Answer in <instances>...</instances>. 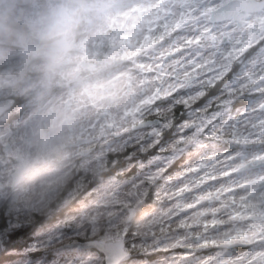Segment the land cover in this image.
Listing matches in <instances>:
<instances>
[{
  "label": "flooded vegetation",
  "instance_id": "af4514ba",
  "mask_svg": "<svg viewBox=\"0 0 264 264\" xmlns=\"http://www.w3.org/2000/svg\"><path fill=\"white\" fill-rule=\"evenodd\" d=\"M44 1L47 0H5L0 3V33L2 34L0 36V101L13 100L12 105L0 115V128L6 126L8 129L0 132V143L3 145L0 149V158L3 160L1 167L7 169L4 183L0 180V195L2 198L5 197L0 205V264H82V262L86 264L85 257L88 247H81L78 243L86 240H103L105 230L109 231L106 224L108 219H115L116 223L111 225L112 228L122 226L126 220L130 219L129 209L137 208L133 205L127 206L124 217V210L121 212L114 210L105 217L102 216L100 219H103V222H100V228L96 233H86L84 228L81 231L85 234L84 237L76 241L77 236L73 230H81L78 226L81 215H84L81 210L85 209L86 204L91 203L93 197L96 195L111 196L112 199L107 202L109 208L117 206V201L112 196L113 188L109 183L115 176L123 179L131 178V174H126L122 169L127 167L128 154L139 152L140 141L130 139V137L140 135L134 129H137L143 120L149 118L144 111L145 105L133 107L129 104V108L119 114L122 117L101 121V123L100 120L106 112H97L98 120L91 126L92 128L80 130L71 136H66L64 133V137L53 138L52 141H48L47 138L29 136L28 140H24L28 143L27 148L15 151L17 144L24 141L20 137L12 136L15 134L14 126L23 128L35 121V123L39 122V127L43 132L45 129L43 125L45 123L47 125L49 120L50 124L56 127H59L57 126L59 124L63 126L68 124L72 118L68 114L70 96L76 95L77 87L81 85L80 82L85 77L110 74L117 71L120 66L130 64L133 60L131 53L125 52L132 43H129L124 35L129 29L134 30V26L125 27L123 21L118 22L120 6L117 5L116 10H113V24L106 25L105 29L98 32L95 41L78 42L73 33L65 31V40L59 44L72 46L65 51L64 49L55 50L50 46V43L56 39V35L39 37L35 34L45 22L44 18L36 16ZM122 1L124 0H119L118 4L120 5ZM126 1L129 6H133L131 10H128L129 14L134 10L138 12L142 10L134 6V3L139 0ZM229 1L231 0H214L215 4L211 6V9L214 10ZM248 1L253 3L252 0H237L235 3L238 9L234 11V15L238 18H228L222 21L228 33L239 36L238 42L241 46L239 59L233 60L230 68L239 72L243 60L249 64L248 69L252 70L250 74L255 79L258 76H264V63L258 67H252L256 60L249 55L248 50L258 44L260 39H264L260 35L264 32V5L258 9L247 10L245 5ZM54 10L57 17L58 12L56 8ZM128 20L130 21V18ZM132 25L136 23L133 22ZM230 28H234L233 32L229 30ZM83 31L86 32V20ZM175 31L172 30L169 35ZM153 32L155 35L152 36L153 41H159L152 47L161 48V27ZM149 36L150 32H145L138 38L134 37V43L138 47L150 45L153 41L150 42ZM20 37L22 40H19ZM27 39H30V44L27 43ZM78 48L82 51H76ZM11 51L16 52L11 53ZM137 53L138 58H135V62L149 58L145 50ZM178 54L176 50L165 51L162 54L160 52L156 58L158 71L161 73L166 61L177 58ZM73 63L75 66L71 70H62L66 65ZM177 75L182 77L183 72L181 74L172 73L168 77L176 82ZM161 86L163 83L160 75L158 88ZM62 93L66 94L61 102L63 108L66 109V114H61L58 109L61 99L54 98L48 101L49 97L59 96ZM41 101H48L52 105L47 115L40 116L41 110H32L36 105L41 104ZM77 110L79 116L83 118L85 108L81 101L77 103ZM37 119L41 120L37 121ZM126 136L129 137L127 145L124 140H121ZM119 140H121V145L116 149H106L105 146H110ZM145 148L147 149L148 146L145 145ZM98 152H101L102 157L105 158L103 165L106 168L100 169L96 175L93 174L90 177V181L86 182L85 159ZM251 161L252 157L248 158L247 163L251 164ZM96 165H99V162ZM19 167L25 170L23 179L12 186V172ZM253 171L259 172L255 175L258 176L257 187L264 189V186H261V180L264 179V167H244L240 173ZM68 174L70 176H67ZM52 179L55 181L50 185L48 181ZM30 181H32L33 189L29 200L25 197L17 198L23 186ZM105 181H107L108 191L99 194L96 188ZM86 192L89 194L86 195ZM11 196L17 198L14 202L16 211L8 210L7 212L10 213L8 215L5 212L6 200ZM100 203L104 205L106 202L94 201L92 205L100 206ZM242 206L247 209L244 205ZM255 207L254 212H250L247 214L248 218H245L250 223L254 222L253 225L249 223L250 228L256 230L253 240L259 237V233L264 232V201L257 203ZM61 223L64 225H60ZM254 224H256L255 228ZM48 228H51L52 232ZM61 230L66 237L64 244L51 248L38 246V240L51 237L53 232ZM242 236L245 239L248 237L246 234ZM70 240L71 243H69ZM211 242L212 240L209 239V244ZM211 251L212 249H207L205 254ZM153 259L142 253H133L130 264H141L142 261L147 262Z\"/></svg>",
  "mask_w": 264,
  "mask_h": 264
},
{
  "label": "snow or ice",
  "instance_id": "6c2138e0",
  "mask_svg": "<svg viewBox=\"0 0 264 264\" xmlns=\"http://www.w3.org/2000/svg\"><path fill=\"white\" fill-rule=\"evenodd\" d=\"M190 10L193 15L186 25L194 30L195 43L189 40L191 47L181 49L183 76L177 75L169 88L156 90L145 104L149 118L134 129L140 135L130 137L140 141L139 152L128 154L122 171L131 174L128 195L137 208L122 226L112 228L115 219L106 221L109 231L103 240L86 243V264H130L133 253L154 258L141 264H264V232L254 240L218 243L212 239L209 244V233L224 227L218 221L228 214V199L236 191L229 187L236 183L231 177L244 167H264V76L245 75L249 64L242 60L239 72L226 63L222 76L202 83L196 71L200 63L212 53L231 59L235 34L222 30L223 21L208 7V0H194ZM195 13L200 14L198 18ZM260 35L264 37V32ZM248 52L256 60L252 67L264 63V39ZM222 146L227 167L237 163L240 167L216 175L212 161ZM201 172L204 179L197 178ZM193 180L194 186L189 187ZM190 217H199L202 223L189 226ZM85 219L97 223L95 216ZM73 231L76 241L85 235L79 229ZM65 239L61 230L46 243L60 245ZM207 249L212 251L205 254Z\"/></svg>",
  "mask_w": 264,
  "mask_h": 264
},
{
  "label": "rangeland",
  "instance_id": "374dc122",
  "mask_svg": "<svg viewBox=\"0 0 264 264\" xmlns=\"http://www.w3.org/2000/svg\"><path fill=\"white\" fill-rule=\"evenodd\" d=\"M119 0H95L96 3L102 5L101 8L97 9L95 17L93 18H85L86 20V32L92 31L93 35L91 38H85L86 42L95 41L97 37V33L101 30L105 29L106 25H111L112 23V13L113 10H116V6H120V18L118 22L122 23L125 27L134 26V30H128L125 33V39L129 41V47L126 49V53H131V57L133 60L130 64L120 66V68L112 72L110 74L102 75V76H92L89 75L85 77V79L80 82L81 85L77 87V93L72 94L74 97L70 96L69 109L68 114L72 117L71 121L66 125H54L50 124V120L43 132L39 127V122L35 123V121L31 122L29 126L23 128H17L14 126V132L12 136L14 138L20 137L23 141L28 140L29 136L31 137H40L47 138L48 141H52L53 138H60L66 133V136H71L75 132H78L83 129L92 128L97 122V112H106V115L101 118V121H110L119 116V114L125 112L129 108V104L133 107H139L141 105H145L153 98V94L158 89V84L161 75V82L163 86L161 88H169L170 85H174L175 81L168 77L169 74H181L183 72L184 61L182 57L184 56V52H181V49H188L191 45L188 44L189 40H192L195 43V33L190 25H186V20L189 16L193 15V11L190 10V5H194V0H139L134 3L136 8L142 9L140 12L138 10H134L133 13L129 14L128 10H131L133 6H129L127 1L124 0L119 5ZM59 0H47L41 3V8L37 11L36 16L39 18H44L45 22L35 34L39 37H52L56 35L54 30L53 21L56 18L55 8ZM215 4L214 0H208V7L211 8ZM127 5V6H126ZM135 8V7H134ZM142 14V15H141ZM132 15V16H130ZM197 18L199 17V13H195ZM132 17V18H131ZM130 18V21L128 20ZM87 21H89L87 23ZM133 22L136 25H132ZM91 26V27H89ZM139 26H143L140 27ZM161 27V48L152 47L159 40L153 41L152 36L154 35V30ZM211 28V25L207 26ZM225 24H222V30H226ZM234 28H230L229 30L233 32ZM172 30H176L171 34ZM202 30H206L202 26ZM70 33H73L72 30H65ZM145 32H150V45H144L142 47L136 46L134 37H139L141 34H145ZM130 33V34H129ZM158 37L160 35L157 34ZM175 35V36H174ZM0 36L2 34L0 33ZM174 36V37H172ZM172 37L171 39H169ZM130 38V39H129ZM132 38V39H131ZM169 39V40H168ZM236 41L233 43L232 47L236 50L231 52V59L227 55L218 56L214 53L209 54L205 61H202L199 67L196 69L199 76L201 77V82L207 84L210 80H216L218 76H222L224 74L225 64L228 63L229 66H232V61L239 59L240 56V43L238 42L239 36L235 35ZM19 40H22L20 37ZM27 43L30 44V39H27ZM164 44V45H163ZM145 50L147 54H149V58L144 61L135 62V58H138V51ZM176 50L179 52L177 58H171L166 61L165 66L169 65V68L161 69V73L158 71L156 67V58L157 55L161 52V54L165 51ZM16 51H11V53H15ZM250 68V67H249ZM191 71V69H189ZM252 70L247 69V74H250ZM165 78V81L163 79ZM127 85V86H126ZM66 94L62 93L59 96H51L48 98L50 101L54 98L61 99L60 105L58 109L61 111V114H66V109L63 108V98ZM101 96V98H100ZM110 97V99H109ZM100 98V102L98 101ZM48 101H41V104L36 105L32 108L33 111H42L40 116L44 114L47 115L49 110L52 109V105ZM81 101L84 104L85 115L83 118L79 116V111L77 110V103ZM54 108V107H53ZM98 108V109H97ZM40 114V113H39ZM52 116H50L51 118ZM41 118V117H40ZM41 120V119H39ZM37 119V121H39ZM24 122V120H22ZM54 122L53 120H51ZM57 122V121H55ZM25 123V122H24ZM89 128V129H90ZM7 131V127L4 126L0 128V132ZM46 130V131H45ZM76 134V133H75ZM17 135V136H16ZM64 137V136H63ZM129 137H124L121 140H124L127 145ZM254 139H257L254 137ZM121 140L113 143L110 146H105L106 149L113 150L116 149L117 146L121 145ZM28 143L26 141L18 143L15 151H22L27 148ZM3 145L0 143V149H2ZM226 147L222 146L218 153L215 155V158L212 161L214 169L217 170L216 175L224 174L227 175L230 172H235L237 168L240 166L239 163L233 165L232 167H227L229 164L228 158L225 156ZM249 151H254V149L249 148ZM1 156V152H0ZM248 158H251L249 156ZM196 158L193 157L192 161L195 162ZM99 162V165L96 163ZM105 162V158L102 157L101 152H98L94 155L88 156L85 159V171H86V182L90 181V177L103 168H106L103 164ZM2 166V165H1ZM0 166V180L4 183V177L7 175V169L5 167ZM198 166V165H197ZM195 171V167L191 169ZM258 171L240 173L239 175L232 176L231 179L235 180L236 183L230 185V189H236L233 196L229 197V212L226 216L220 218L218 223L223 224L224 227L221 229L219 233H209V239H216L218 243L230 240V239H245L242 234H246L248 237L246 240H253L254 238V230L250 228V224L253 225L254 222H248L245 218H248L247 214L250 212H254L255 205L257 203L264 201V189H259L257 187V179ZM67 176H70L68 174ZM112 178V177H111ZM198 179H204V173H199ZM113 181L110 186L113 188V194L115 201H117V206L115 208H109L107 202L111 200V196L100 197L97 196L91 199L90 204H86L85 208L87 212H82L84 215H81L79 219V227L82 231L85 228L86 233H96L103 219L100 218L103 216L112 213L114 210H124L123 217L126 216V208L129 205H133L137 207L136 202L132 197L128 195V193L132 190L131 185L127 183L130 179H123L119 176H115L112 178ZM62 180V179H61ZM55 179L49 180L48 183L51 185ZM47 184V183H46ZM107 181L102 182L96 190L99 191V194H103L104 191H108L106 188ZM195 181L193 180L189 187L194 186ZM32 181L26 183L22 191L16 196L25 197L29 200L32 195ZM89 194L86 192V195ZM110 194V192L108 193ZM12 195V194H11ZM10 196V195H9ZM16 197H7V207L5 208V212L10 210L11 212L16 211ZM5 198V197H4ZM0 195V205L4 200ZM36 201V199H33ZM94 201L106 202L104 205L95 206L92 205ZM9 203V204H8ZM9 205V207H8ZM244 205L247 209H244L242 206ZM1 212V209H0ZM8 215L10 213L7 212ZM88 216L97 217V223L92 224L91 221L85 219ZM1 219V218H0ZM116 223V222H115ZM114 223V224H115ZM189 226L193 223H202L199 220V217H190L186 222ZM250 223V224H249ZM256 224H254L255 228ZM208 227H211L209 223ZM95 228V231H93ZM50 232H52L51 228H48ZM201 232L206 231L205 228L200 229ZM108 232V229L105 230ZM49 236L45 237L42 240H38L39 247L51 248L54 247L55 244L46 243L49 241ZM56 247V246H55Z\"/></svg>",
  "mask_w": 264,
  "mask_h": 264
},
{
  "label": "clouds",
  "instance_id": "9594fccd",
  "mask_svg": "<svg viewBox=\"0 0 264 264\" xmlns=\"http://www.w3.org/2000/svg\"><path fill=\"white\" fill-rule=\"evenodd\" d=\"M101 7L102 5L96 3L95 0H59L56 5L58 16L53 21L56 40L63 41L65 30H72L75 40L78 42H82L85 38H91L92 31H83L85 18L95 17L97 9ZM76 51H82V49L78 48ZM74 66V63L68 64L62 70H71Z\"/></svg>",
  "mask_w": 264,
  "mask_h": 264
},
{
  "label": "water",
  "instance_id": "95a60500",
  "mask_svg": "<svg viewBox=\"0 0 264 264\" xmlns=\"http://www.w3.org/2000/svg\"><path fill=\"white\" fill-rule=\"evenodd\" d=\"M4 1L5 0H0V3L4 2ZM235 2H237V0H231V1H229L223 5L219 6L218 8L214 9L213 11L216 13L218 19L225 20L228 18H233V19L238 18V16L234 15V11H236L238 9V5ZM250 2L251 1H248V3H246L245 9H247V10L248 9H250V10L258 9L264 5V1L252 0L253 3H250ZM64 38H63V40H65ZM59 43H61V42H58L55 39L50 43V46L55 50L64 49L65 51L72 47L70 45H67V46L63 45L62 46ZM57 44H59V47H57ZM12 101H13L12 99H6L5 101H0V115L3 112H5L12 105ZM1 165H3V160L0 158V166ZM24 172H25V170L22 167H19L12 172V178H13L12 186H15L16 184H18L23 179ZM130 210H132V211H130ZM134 210H135V208L129 209V216H128L129 218H131V215L133 214ZM88 241H92V240L82 241V242H79L78 244L81 247H88V245L86 244Z\"/></svg>",
  "mask_w": 264,
  "mask_h": 264
},
{
  "label": "trees",
  "instance_id": "16d2710c",
  "mask_svg": "<svg viewBox=\"0 0 264 264\" xmlns=\"http://www.w3.org/2000/svg\"><path fill=\"white\" fill-rule=\"evenodd\" d=\"M134 174V173H133ZM122 176V175H121ZM124 176V175H123Z\"/></svg>",
  "mask_w": 264,
  "mask_h": 264
}]
</instances>
